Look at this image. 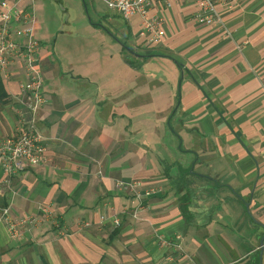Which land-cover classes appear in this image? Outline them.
<instances>
[{
    "label": "crops",
    "instance_id": "obj_1",
    "mask_svg": "<svg viewBox=\"0 0 264 264\" xmlns=\"http://www.w3.org/2000/svg\"><path fill=\"white\" fill-rule=\"evenodd\" d=\"M7 1L42 28L47 0ZM217 9L226 30L198 24L194 0L157 4L166 36L148 42L133 19V53L112 40L98 56L39 47L48 161L0 169V264L264 262V0ZM26 81L20 60L0 72V139L30 118ZM118 182H140L143 203ZM26 217L38 223L14 236Z\"/></svg>",
    "mask_w": 264,
    "mask_h": 264
},
{
    "label": "built area",
    "instance_id": "obj_2",
    "mask_svg": "<svg viewBox=\"0 0 264 264\" xmlns=\"http://www.w3.org/2000/svg\"><path fill=\"white\" fill-rule=\"evenodd\" d=\"M110 10L119 14L123 19H139L141 35L150 43H158L166 36L165 19L162 16L151 15V11L159 3L170 7L172 0H101ZM225 0H194L197 11L195 21L207 27L225 29L218 5ZM226 30V29H225ZM36 17L32 10H21L16 3L7 0L0 1V72L7 78L9 69L16 60H20L27 81L21 86L24 93L22 104L28 109L30 118L22 120L24 128L15 137L0 139V169L10 178L25 173L31 168L40 167L47 163V146L40 133L37 122L40 112L48 100L44 94L42 71L36 66L37 52L40 43L35 38ZM22 38L26 43L18 41ZM140 182H118L119 190L134 194L143 203L138 189ZM159 189L146 191L145 197L157 194ZM6 213V212H5ZM101 222H105L102 217ZM38 223L37 218L26 217L10 226L14 236H20L19 229H29ZM116 226L120 223L114 221ZM86 223L84 227H89ZM171 243H167L170 245ZM264 248V245H263Z\"/></svg>",
    "mask_w": 264,
    "mask_h": 264
},
{
    "label": "rangeland",
    "instance_id": "obj_3",
    "mask_svg": "<svg viewBox=\"0 0 264 264\" xmlns=\"http://www.w3.org/2000/svg\"><path fill=\"white\" fill-rule=\"evenodd\" d=\"M36 5L37 22L42 28L36 31L35 38L40 47L53 44L59 51L64 43L74 42L89 56L103 55L109 48L105 43L108 40L121 41L126 44L127 52L133 53V46L137 38L133 33H128V28L134 27L133 19L127 21L119 14L110 10L101 0H94V6L90 0H47ZM62 3L67 12H63ZM101 14V15H100ZM130 26V27H129ZM131 31V30H130ZM50 46V45H49ZM79 50V49H76ZM127 55H130L127 53ZM135 61V57H132ZM135 63V62H134Z\"/></svg>",
    "mask_w": 264,
    "mask_h": 264
},
{
    "label": "water",
    "instance_id": "obj_4",
    "mask_svg": "<svg viewBox=\"0 0 264 264\" xmlns=\"http://www.w3.org/2000/svg\"><path fill=\"white\" fill-rule=\"evenodd\" d=\"M59 5H60L61 7H63V12L66 13V10H65L63 4H62V3H59ZM263 263H264V262H263V260L261 259V263H260V264H263Z\"/></svg>",
    "mask_w": 264,
    "mask_h": 264
}]
</instances>
